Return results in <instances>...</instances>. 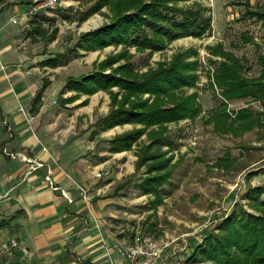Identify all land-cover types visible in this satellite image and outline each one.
Segmentation results:
<instances>
[{
  "label": "rangeland",
  "instance_id": "rangeland-1",
  "mask_svg": "<svg viewBox=\"0 0 264 264\" xmlns=\"http://www.w3.org/2000/svg\"><path fill=\"white\" fill-rule=\"evenodd\" d=\"M16 1L21 6L28 7L25 0ZM100 2L104 0H59L54 10L46 13L45 20L49 18V21L45 22L44 29L48 32L47 37L54 35L55 38L51 42L41 41L39 49L43 56H54L57 64L63 68L58 74H61L60 81L65 76L88 77L98 68V64L122 53L124 48L122 46H108L88 52L76 47L83 34L97 31L110 24L109 5L104 4L99 10H91ZM194 2L210 10L211 30L204 37H185L176 40L160 52L149 53L148 50L138 52L134 46L127 51L131 56L129 60L131 69L138 73L155 70L158 64L170 62L173 55L178 52L192 50L197 53L195 58L199 65L196 70L197 81L194 88L185 90L184 95L195 94L201 112L194 119L168 124L164 134V145L151 149V154L163 153L165 154L163 159L171 158L167 169L171 171L170 178L158 189L157 195L144 194L139 187L145 178L146 167L136 170V166L139 153L142 154L149 144L146 134L142 135L128 151L109 152L110 140L142 127L126 124L104 132H99L95 127V123L110 111L111 99L108 92L98 91L93 95L77 96L76 92L71 91L75 94L66 92L63 97H59L58 94L56 99L59 106L56 109L62 111L67 122H74L73 129L70 130L69 136L72 138L70 141L80 135L86 138L82 139L84 146H93L91 143L95 142L92 150L94 155L90 156L95 163L110 159L108 152L118 158L124 153H130L134 157L135 174L124 179L122 187L133 186L137 194L145 196L144 205L140 204L139 208L145 213L151 211L149 215H145L148 216L146 222L149 225L151 221L158 230L152 239L164 241L167 244L164 251L171 249L175 244L182 248L181 252L177 250V256L180 257L176 263L179 260L186 261L205 236L217 234V227L233 210L258 215L248 208L245 194L250 187H264V105L250 98L225 100L212 78L221 59L211 56L206 49L207 46L220 44L225 52L239 60L244 77L257 78L260 72L257 58L259 54H264V22L252 18L246 12L264 11V0H189L179 3V6L193 8ZM170 16L172 15L168 14L169 18ZM173 17L177 21L183 20L184 16L175 14ZM35 18L36 16L33 20ZM244 35L252 42L244 44ZM76 53L80 57H76ZM70 59L75 61L69 63ZM123 64L124 61L121 60L113 68ZM110 70L106 69L105 73L108 74ZM49 75L52 76L54 73L50 72ZM59 83L61 82L46 88L44 95L47 99L57 92ZM111 91L116 93L118 89L113 88ZM75 96L77 97L74 100L67 101ZM142 98L148 99L149 95ZM76 100L79 101L75 102ZM85 101L86 103L82 104ZM72 102L75 103L70 104ZM240 110H247L250 113V119L247 120L252 126L250 129L241 130L243 123L236 120ZM90 131L92 137L89 135ZM94 136L97 139H94ZM90 152L88 149V156ZM112 161L113 165L111 163L110 166L99 169L98 173L101 175L98 179L99 185L111 180L113 173L120 169L116 166L120 164L121 158ZM157 197L160 200H157ZM10 219V216L6 220L0 219V264H16L13 263L17 259L16 255L13 253L9 255L10 250L7 252L5 249L11 239L3 245L11 235L20 240L19 235L12 231ZM141 225L138 223L133 227ZM183 234L188 235L184 237Z\"/></svg>",
  "mask_w": 264,
  "mask_h": 264
},
{
  "label": "crops",
  "instance_id": "crops-1",
  "mask_svg": "<svg viewBox=\"0 0 264 264\" xmlns=\"http://www.w3.org/2000/svg\"><path fill=\"white\" fill-rule=\"evenodd\" d=\"M25 10L16 0H0V219L10 216L12 231L21 240L11 235L3 245L13 237L27 250V256L18 249L8 253L16 255V264H127L118 250L132 246L137 235L152 239L158 231L146 222L151 211L139 208L145 196L133 186L122 187L124 179L135 174L134 157L120 155L116 166L120 169L99 185L94 174L120 158L108 152L110 159L95 163L90 158L95 142L84 146L86 138L80 135L70 141L74 122H67L56 109L58 94L63 97L67 92L61 94L70 76L63 75L60 81L61 65H44L56 58L43 56L41 40L28 37ZM45 15L34 19L43 29L49 21ZM44 80L46 88L61 83L49 99L45 88L34 111L32 104ZM20 157L40 166L32 169ZM48 170L58 190L45 181ZM138 223L141 227L134 228ZM178 249L181 252L176 244L166 249L158 264H176Z\"/></svg>",
  "mask_w": 264,
  "mask_h": 264
},
{
  "label": "trees",
  "instance_id": "trees-1",
  "mask_svg": "<svg viewBox=\"0 0 264 264\" xmlns=\"http://www.w3.org/2000/svg\"><path fill=\"white\" fill-rule=\"evenodd\" d=\"M30 4L32 0H25ZM103 1V0H102ZM189 0H104L91 10H99L109 5L111 22L103 28L83 34L76 47L84 51H95L108 46H122L123 51L98 64V68L88 77H68L63 92H76V95H93L98 91L108 92L111 99L109 113L95 123L99 132L126 124L140 125L142 128L114 137L109 141V152L121 153L131 149L139 138L146 134L149 144L138 155L136 170L146 167L145 178L139 184L142 193L158 194V189L166 184L171 171L167 170L171 158L163 159L165 154L153 153L154 147L164 145L166 126L185 119H194L201 108L196 95L185 96L186 89H192L197 81V53L185 50L173 55L170 62L157 65L155 70L145 73L131 69L128 48L134 46L138 52H160L176 40L192 37L202 38L211 30L210 10L194 2L193 8L180 7L179 3ZM168 14H171L170 18ZM179 14L183 20L175 21ZM252 18L264 22V11L246 12ZM173 17V20H172ZM170 21V24H168ZM28 37L33 41H53L55 36L47 37V31L35 20L28 21ZM149 31V32H146ZM133 36V38H132ZM252 42L246 35L243 43ZM211 56L220 57L212 78L220 95L225 100L250 98L264 105V54L258 55L260 72L257 78L243 76L239 60L225 52L223 46L206 47ZM76 57H80L78 53ZM193 58V60H192ZM124 64L113 68L119 61ZM56 67L55 60L44 63ZM106 69H111L108 74ZM47 86L43 81L41 90L36 94L32 108L37 110L41 104L42 93ZM117 88L118 92L111 89ZM149 95L148 99H143ZM77 96L68 99L74 100ZM118 97H120L118 99ZM83 102L82 104H85ZM221 113V112H220ZM218 113V115H220ZM220 117V116H218ZM236 120L241 130L250 129L247 120L250 113L240 110ZM238 122V123H239ZM232 130H234L232 128ZM160 150V149H159ZM264 187H250L245 194L248 208L258 215L233 210L218 227V233L205 236L186 260L191 264H264ZM157 200H160L157 197Z\"/></svg>",
  "mask_w": 264,
  "mask_h": 264
},
{
  "label": "built area",
  "instance_id": "built-area-1",
  "mask_svg": "<svg viewBox=\"0 0 264 264\" xmlns=\"http://www.w3.org/2000/svg\"><path fill=\"white\" fill-rule=\"evenodd\" d=\"M59 0H32L26 11L24 17L27 21L32 20L35 16L40 13H47L51 10H54L58 5ZM16 21H13L15 24ZM44 150V149H43ZM21 161L31 164L32 169L38 168L40 165L31 159L20 157ZM52 171L48 170L45 177V181L48 183L49 187L52 190H58L51 181ZM95 178H100L99 173L94 174ZM65 197L66 195L63 194ZM85 199V198H84ZM167 244L162 240H154L147 237H141L137 235L134 239L132 246L126 249H119V255L127 262V264H158L159 260L162 257L163 251ZM7 252L12 249H18L22 254L28 255L27 250L23 245L15 239L9 240ZM176 264H189L186 261L179 260Z\"/></svg>",
  "mask_w": 264,
  "mask_h": 264
}]
</instances>
